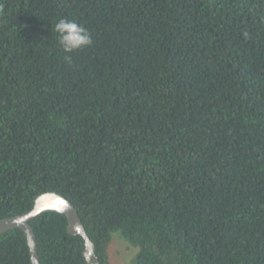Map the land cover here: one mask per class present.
Here are the masks:
<instances>
[{
	"label": "trees",
	"instance_id": "trees-1",
	"mask_svg": "<svg viewBox=\"0 0 264 264\" xmlns=\"http://www.w3.org/2000/svg\"><path fill=\"white\" fill-rule=\"evenodd\" d=\"M50 191L101 264L115 232L134 264H264V0H0V219ZM31 224L41 264H88L64 214ZM0 264H32L23 230Z\"/></svg>",
	"mask_w": 264,
	"mask_h": 264
},
{
	"label": "water",
	"instance_id": "water-1",
	"mask_svg": "<svg viewBox=\"0 0 264 264\" xmlns=\"http://www.w3.org/2000/svg\"><path fill=\"white\" fill-rule=\"evenodd\" d=\"M49 210H55L64 214L68 219V232L72 235H81L84 238V256L88 264H101L100 258L95 251V243L87 233L76 206L69 198L58 192L50 191L39 195L35 199L33 208L26 213L0 219V235L12 228L23 230L30 248L32 264H41L37 237L31 220L37 215Z\"/></svg>",
	"mask_w": 264,
	"mask_h": 264
},
{
	"label": "clouds",
	"instance_id": "clouds-1",
	"mask_svg": "<svg viewBox=\"0 0 264 264\" xmlns=\"http://www.w3.org/2000/svg\"><path fill=\"white\" fill-rule=\"evenodd\" d=\"M55 31L59 34V44L66 53H71L93 43L92 36L87 28L75 20L61 18L55 24ZM66 60H71L66 56Z\"/></svg>",
	"mask_w": 264,
	"mask_h": 264
},
{
	"label": "rangeland",
	"instance_id": "rangeland-1",
	"mask_svg": "<svg viewBox=\"0 0 264 264\" xmlns=\"http://www.w3.org/2000/svg\"><path fill=\"white\" fill-rule=\"evenodd\" d=\"M139 248L130 245L119 232L113 233L109 245V258L114 264H134Z\"/></svg>",
	"mask_w": 264,
	"mask_h": 264
}]
</instances>
